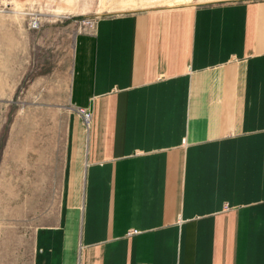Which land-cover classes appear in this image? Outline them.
I'll list each match as a JSON object with an SVG mask.
<instances>
[{
  "label": "crops",
  "instance_id": "0c3cea01",
  "mask_svg": "<svg viewBox=\"0 0 264 264\" xmlns=\"http://www.w3.org/2000/svg\"><path fill=\"white\" fill-rule=\"evenodd\" d=\"M68 109L91 123L69 124L31 264H264V0L100 16Z\"/></svg>",
  "mask_w": 264,
  "mask_h": 264
},
{
  "label": "rangeland",
  "instance_id": "374dc122",
  "mask_svg": "<svg viewBox=\"0 0 264 264\" xmlns=\"http://www.w3.org/2000/svg\"><path fill=\"white\" fill-rule=\"evenodd\" d=\"M181 1L0 0V264H31L36 227L60 210L75 37L100 16Z\"/></svg>",
  "mask_w": 264,
  "mask_h": 264
},
{
  "label": "built area",
  "instance_id": "2783aa9c",
  "mask_svg": "<svg viewBox=\"0 0 264 264\" xmlns=\"http://www.w3.org/2000/svg\"><path fill=\"white\" fill-rule=\"evenodd\" d=\"M94 25L91 26V28H93ZM79 112L81 113L82 115V118H83V121H84V124L86 125L87 128H89L90 126V123H91V111L89 110H79ZM138 231L135 230V229H132L129 234H134V233H137Z\"/></svg>",
  "mask_w": 264,
  "mask_h": 264
}]
</instances>
